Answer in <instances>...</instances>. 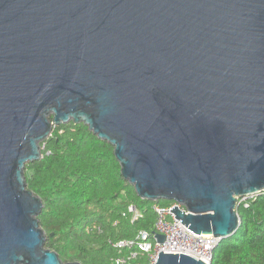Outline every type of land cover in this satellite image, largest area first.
Segmentation results:
<instances>
[{
    "label": "water",
    "instance_id": "obj_1",
    "mask_svg": "<svg viewBox=\"0 0 264 264\" xmlns=\"http://www.w3.org/2000/svg\"><path fill=\"white\" fill-rule=\"evenodd\" d=\"M70 121L140 198L231 236L239 199L264 192V0H0V264H81L45 247L24 174Z\"/></svg>",
    "mask_w": 264,
    "mask_h": 264
},
{
    "label": "trees",
    "instance_id": "obj_2",
    "mask_svg": "<svg viewBox=\"0 0 264 264\" xmlns=\"http://www.w3.org/2000/svg\"><path fill=\"white\" fill-rule=\"evenodd\" d=\"M42 156L25 165L26 187L43 202L38 216L45 247L62 262L109 264L116 254L109 241L133 238L139 230L155 231L154 205L174 201L140 198L120 173L113 146L84 123L54 126L41 142ZM134 204L141 216L132 220ZM240 225L212 250L210 264H264V192L239 199ZM98 224L101 231L88 232Z\"/></svg>",
    "mask_w": 264,
    "mask_h": 264
},
{
    "label": "built area",
    "instance_id": "obj_3",
    "mask_svg": "<svg viewBox=\"0 0 264 264\" xmlns=\"http://www.w3.org/2000/svg\"><path fill=\"white\" fill-rule=\"evenodd\" d=\"M174 206L184 210V207L176 202L167 207L153 206L155 231L152 234L147 230H139L133 238L109 241L110 246L116 250V254L110 257L109 264H155L160 251L190 255L210 264L212 250L218 240L212 235L197 234L189 230L170 211ZM127 210L132 220L141 216L140 210L134 204H129ZM87 231L99 233L101 229L98 224H93L87 226ZM155 233L163 235V243L157 241Z\"/></svg>",
    "mask_w": 264,
    "mask_h": 264
}]
</instances>
